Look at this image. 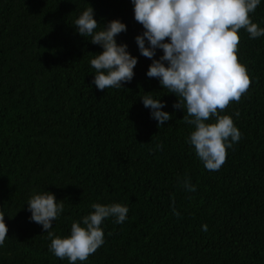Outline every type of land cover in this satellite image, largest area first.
Masks as SVG:
<instances>
[{
  "label": "trees",
  "instance_id": "obj_1",
  "mask_svg": "<svg viewBox=\"0 0 264 264\" xmlns=\"http://www.w3.org/2000/svg\"><path fill=\"white\" fill-rule=\"evenodd\" d=\"M90 5L97 31L113 19L127 26L116 40L138 62L122 88L93 83L90 60L102 47L73 24ZM133 8L132 0H0V214L8 227L0 264H69L30 220L34 190L63 201L51 229L61 237L93 203L128 207L123 223L103 221V245L76 264H264V36L239 30L238 60L251 84L222 114L241 139L209 171L187 142L192 128L173 108L177 97L146 75L152 61L136 44L144 29ZM249 15L264 28V0ZM143 95L165 101L172 119L157 127ZM186 177L194 192L178 182Z\"/></svg>",
  "mask_w": 264,
  "mask_h": 264
},
{
  "label": "clouds",
  "instance_id": "obj_2",
  "mask_svg": "<svg viewBox=\"0 0 264 264\" xmlns=\"http://www.w3.org/2000/svg\"><path fill=\"white\" fill-rule=\"evenodd\" d=\"M134 18L144 31L135 37L142 56L152 63L147 77L159 80L162 89L175 94L174 109H183V120L192 130L187 142L209 171H218L226 162L227 149L241 139V132L232 117L222 114L233 101L239 102L250 87L247 68L238 60L239 30L245 29L250 38L264 36V28L254 23L250 13L255 12L260 0H132ZM78 33L91 37L102 51L90 60L95 69L93 83L98 90L122 88L134 77L137 57L127 50L126 43H117L116 37L127 31L119 19L109 21L97 31L98 21L90 5L75 19ZM147 41V46H146ZM163 54L157 59L156 50ZM144 107L151 109L157 127L172 119L164 111L166 102L151 95L141 96ZM239 116V112L235 113ZM162 144L156 146L162 149ZM178 182L187 192L196 186L190 178ZM30 220L40 224L51 243L49 250L69 264L86 261L104 243L101 227L106 218H115L116 224L127 219L129 211L121 203H93L89 214L81 221H73L70 235L61 237L51 231L64 210L63 201L57 202L50 191H33L27 202ZM173 214L179 212L173 207ZM208 230L207 224L202 226ZM8 227L0 214V246L5 242Z\"/></svg>",
  "mask_w": 264,
  "mask_h": 264
}]
</instances>
